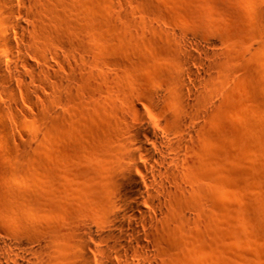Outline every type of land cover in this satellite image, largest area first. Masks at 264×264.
<instances>
[{"label":"rangeland","instance_id":"1","mask_svg":"<svg viewBox=\"0 0 264 264\" xmlns=\"http://www.w3.org/2000/svg\"><path fill=\"white\" fill-rule=\"evenodd\" d=\"M31 1L29 8H20L21 16L13 17L14 22L31 24L27 36L15 30L7 34L16 46L9 51L16 62L4 66L12 67L15 76L4 73L2 84L16 87L22 79L33 92L29 98L18 92L21 106L16 113L2 109L1 153H10V161L18 153L28 166L29 151H15L31 139L32 131L39 129L44 139L47 114L54 110L67 140L64 164L73 173L81 172L90 135L125 136L137 123L127 112L130 106L148 116L149 128L168 124V105L146 97L152 91L162 93L167 74L186 60L192 71L204 70L221 81L213 120L203 121L205 131L197 135L199 155L189 153L194 161L211 155L217 173L207 175L203 166L194 165L190 173H165L182 195L171 199L166 193L158 200L173 208L172 213L147 210L146 216L171 221L177 248L170 254H150L149 259L154 264H264V26L258 23L263 0ZM77 36L86 47L78 48ZM209 37L220 39V47L210 46ZM178 52L183 57L176 61ZM191 55L201 58L194 61ZM5 100L1 96L0 104ZM113 145L121 148L118 141ZM4 159L0 162L9 168L11 162L7 165ZM104 159L108 166L116 165L115 158ZM138 194L141 203L144 195ZM133 257L147 264L139 252Z\"/></svg>","mask_w":264,"mask_h":264},{"label":"bare ground","instance_id":"2","mask_svg":"<svg viewBox=\"0 0 264 264\" xmlns=\"http://www.w3.org/2000/svg\"><path fill=\"white\" fill-rule=\"evenodd\" d=\"M29 2L0 0L3 10L0 13V97L4 95L6 99L0 104V118L2 109L16 113L20 108L18 92H23L27 98L33 92L22 79L16 87L2 84L4 73L15 76L12 67L4 66L5 62H16L9 54L16 46L7 34L15 30L20 36H27L24 32L31 24L24 20L19 22L17 17L22 15L20 8H29ZM81 5L87 7V4ZM31 8L34 7L28 9L30 13ZM258 8V23L264 26V0ZM15 14L19 23L14 22ZM208 39L210 46L220 47V39ZM74 40L78 48L86 47L81 36ZM187 40L193 41L192 38ZM182 49L186 50V44ZM202 54L206 55L207 51ZM175 56L178 61L183 54L178 52ZM200 58L190 56L194 61ZM209 64L216 65L215 62ZM179 65L167 74L162 93L152 91L146 97L168 105V124L149 128L146 126L148 116L140 108L130 106L127 112L137 123L125 136L90 135L89 148L83 154L87 165L81 172L73 173L64 164L67 140L54 110L47 114L49 122L43 129L44 139L41 141L39 129H33L31 139H21L22 145L15 151H29L28 166L25 159L22 160L26 164L20 161V154L13 151L16 156L10 161V153L9 157L8 152L0 151V159L5 158L7 165L11 162L9 168L0 162V264H138V258L133 257L136 252L147 264H154L149 259L150 254L175 252L171 221L150 219L146 216L147 210L172 213L173 208L164 207L158 200H163L166 193L171 199L182 195V189L172 184L165 173H190L192 165L203 166L207 175L217 173L211 155L194 161L189 153L199 155L197 135L203 130V121L213 120L219 103L216 94L221 87V81L213 80L206 71L189 69L188 61L182 60ZM191 74L194 80L187 79ZM87 78L92 80L91 76ZM100 99L107 101L108 97L103 94ZM116 141L121 148L113 145ZM145 142H149L151 148ZM75 143L80 147L84 145L76 138ZM105 156L115 158L116 165L108 166ZM94 163L104 173H99ZM24 165L27 166L25 173H20ZM138 193L144 195L141 203ZM164 235L168 237L165 242L159 240Z\"/></svg>","mask_w":264,"mask_h":264}]
</instances>
